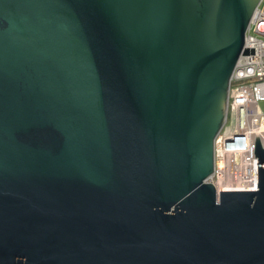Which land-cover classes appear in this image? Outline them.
I'll return each mask as SVG.
<instances>
[{
    "label": "water",
    "instance_id": "water-1",
    "mask_svg": "<svg viewBox=\"0 0 264 264\" xmlns=\"http://www.w3.org/2000/svg\"><path fill=\"white\" fill-rule=\"evenodd\" d=\"M259 2L0 0V264H264L261 143L208 181Z\"/></svg>",
    "mask_w": 264,
    "mask_h": 264
},
{
    "label": "built area",
    "instance_id": "built-area-1",
    "mask_svg": "<svg viewBox=\"0 0 264 264\" xmlns=\"http://www.w3.org/2000/svg\"><path fill=\"white\" fill-rule=\"evenodd\" d=\"M264 0H260L254 10L245 33L244 47L252 50L249 53L241 54L237 60L234 72L230 78L228 91L226 121L220 129L215 144V169L213 175L208 179L215 184L227 180L231 176V185H223L217 188L219 191L232 189L252 190L257 185L258 158L256 157V140L262 147L260 133L254 134L255 130L246 121L250 117L255 122V128L264 131V111L260 108L259 102L264 101ZM262 35V38L258 37ZM236 122V123H235ZM235 123L234 125H231ZM235 128V130H231ZM236 133L231 140L225 139L226 135ZM239 132V133H237ZM233 148L230 157H225L227 149ZM220 164L229 165L224 172ZM222 176L223 177L222 179ZM238 180L241 186H235ZM217 182V183H216ZM212 183V182H211ZM214 184V183H213ZM214 184V185H215Z\"/></svg>",
    "mask_w": 264,
    "mask_h": 264
},
{
    "label": "bare ground",
    "instance_id": "bare-ground-1",
    "mask_svg": "<svg viewBox=\"0 0 264 264\" xmlns=\"http://www.w3.org/2000/svg\"><path fill=\"white\" fill-rule=\"evenodd\" d=\"M243 49H247V48H245L244 45H243ZM247 50H249L248 53L252 51V50H250V49H247ZM246 121H247L249 124L253 123L252 126H253V128H254V130H255L254 134H259V133H260L261 141H262V144L264 145V131H259V130H257V128H255V122H252V120H251L250 117H246ZM227 123H228V120L226 121V124H227ZM227 150H228V151L225 152L224 156H225V157H230L229 155H230L231 151L233 150V148H229V149H227ZM220 166L223 167V168H221V169H224V172L227 171V170L229 169V167H228L229 165H228V166H227V165H224V166H223L222 164H220ZM223 177H225V176H222V179H223ZM226 177H227V180H223V181L221 182V186H223V185H231V182L233 181V180H231V179H233V178H231V176H226ZM217 184H219V181H218ZM232 185H235V186H239V187H240L242 184H241L240 180H238L235 184H232Z\"/></svg>",
    "mask_w": 264,
    "mask_h": 264
},
{
    "label": "rangeland",
    "instance_id": "rangeland-1",
    "mask_svg": "<svg viewBox=\"0 0 264 264\" xmlns=\"http://www.w3.org/2000/svg\"><path fill=\"white\" fill-rule=\"evenodd\" d=\"M264 5V4H263ZM258 37H260V38H262V35H260V34H258ZM235 69V68H234ZM233 72H234V70H233ZM259 106H260V108L264 111V101H260L259 102ZM236 123V122H235ZM235 123H233V124H231V125H234ZM236 125V124H235ZM231 130H235V128H232ZM218 179V177H216V176H214L213 177V180H215V179ZM212 179H210V182H212V183H214L215 184V182L213 181ZM219 181V180H218ZM217 183V182H216ZM220 184L221 183H219V184H215V186H217V188H221V186H220Z\"/></svg>",
    "mask_w": 264,
    "mask_h": 264
}]
</instances>
